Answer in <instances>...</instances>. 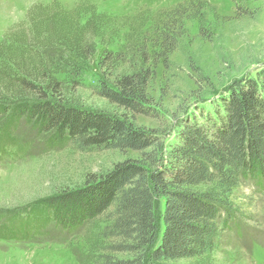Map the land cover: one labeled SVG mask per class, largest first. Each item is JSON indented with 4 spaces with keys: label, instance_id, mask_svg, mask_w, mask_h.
<instances>
[{
    "label": "rangeland",
    "instance_id": "374dc122",
    "mask_svg": "<svg viewBox=\"0 0 264 264\" xmlns=\"http://www.w3.org/2000/svg\"><path fill=\"white\" fill-rule=\"evenodd\" d=\"M65 34L71 39L62 41L77 39L80 48L95 54H81L76 63L68 48L53 45ZM166 37L174 42L166 43ZM18 40L26 46L17 48ZM108 54L111 60L104 64ZM67 61L75 64L70 68ZM4 62L29 82L48 69L66 101L111 112L115 108L95 89L112 81L111 74L138 65L148 73L149 115L117 113L154 131L166 149L181 122L197 121L199 110L211 113L228 98L231 83L264 72V0H0V70ZM5 123L0 115V137ZM11 138L16 146L0 148V264H90L96 230L63 231L34 206L140 155L82 153L70 144L51 149L48 136L24 121ZM255 183L240 181L231 198L233 222L206 264H264V184ZM162 211L158 200L159 233Z\"/></svg>",
    "mask_w": 264,
    "mask_h": 264
},
{
    "label": "trees",
    "instance_id": "16d2710c",
    "mask_svg": "<svg viewBox=\"0 0 264 264\" xmlns=\"http://www.w3.org/2000/svg\"><path fill=\"white\" fill-rule=\"evenodd\" d=\"M67 36L53 45L68 48L76 63L81 54H95L80 48L77 39L62 41L71 39ZM165 41L174 42L167 37ZM23 42L16 41L17 48H24ZM102 60L106 64L111 57ZM75 62L66 63L71 68ZM7 63L0 70V115L6 117L0 148L17 145L11 132L24 121L48 136L51 149L70 144L82 153L140 155L114 164L102 175H88L81 185L34 206L63 231L96 230L89 245L90 264H206L233 222L231 198L240 181L264 184V72L231 83L228 98L220 99L209 114L199 110L197 121L181 122L175 140L163 149L154 131H144L126 114L117 113L149 115L148 73L138 65L111 74L112 81L104 80L95 89L115 108L111 112L66 101L59 95L61 84L48 78V69L41 79L29 82ZM9 103L13 105L6 107ZM158 200L163 205L161 233L155 216Z\"/></svg>",
    "mask_w": 264,
    "mask_h": 264
}]
</instances>
